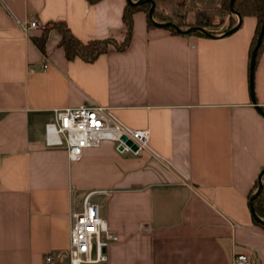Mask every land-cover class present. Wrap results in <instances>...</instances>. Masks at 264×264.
Masks as SVG:
<instances>
[{
	"label": "crops",
	"instance_id": "obj_1",
	"mask_svg": "<svg viewBox=\"0 0 264 264\" xmlns=\"http://www.w3.org/2000/svg\"><path fill=\"white\" fill-rule=\"evenodd\" d=\"M125 4L0 0V264H44L46 254L69 264L70 213L90 191L118 236L100 264H233L238 253L264 264V228L248 199L264 166V49L253 92L249 78L256 18L202 35L148 26L136 11L124 49L66 57L53 21L82 40L121 39ZM31 17L48 28L45 51L32 40L42 29L16 23ZM80 104L147 128L159 157L119 152L112 140L78 160L47 146L54 108Z\"/></svg>",
	"mask_w": 264,
	"mask_h": 264
},
{
	"label": "built area",
	"instance_id": "obj_2",
	"mask_svg": "<svg viewBox=\"0 0 264 264\" xmlns=\"http://www.w3.org/2000/svg\"><path fill=\"white\" fill-rule=\"evenodd\" d=\"M18 26L27 32L32 28L44 29L46 25L36 18L16 19ZM47 63L43 64L46 67ZM122 136L125 138L123 139ZM103 140H112L119 152L137 154L146 149L155 157L159 154L149 145V130L134 128L122 122L111 110L102 104L73 105L54 108L53 118L45 122L44 142L47 146L63 145L70 160H78L83 148L98 146ZM130 140L131 143H127ZM135 144L136 149L131 145ZM105 191V190H103ZM93 191L85 194L82 209L71 211L69 264H100L107 260V248L118 236L109 228L99 213V206L91 200ZM53 254L44 256V264H50ZM244 253L233 257V264H250Z\"/></svg>",
	"mask_w": 264,
	"mask_h": 264
},
{
	"label": "trees",
	"instance_id": "obj_3",
	"mask_svg": "<svg viewBox=\"0 0 264 264\" xmlns=\"http://www.w3.org/2000/svg\"><path fill=\"white\" fill-rule=\"evenodd\" d=\"M90 3H94L98 0H87ZM137 1V0H133ZM151 6L150 0H142L137 3H129L126 0V4L123 9L122 13V22L124 27V36L121 39H117L112 35L106 37H95L90 38L87 40H82L78 36H76L70 27L63 21H53L52 25L56 27L60 32V39L58 44L63 48L65 55L68 59H72L75 57H80L86 61L94 60L99 54L108 52L110 50H122L124 49L131 37V30H132V15L136 11H143L146 14V20L148 26H157L154 21L152 20L151 16L149 15V8ZM204 7L201 9L199 8L196 11V18L195 21L191 24L186 26H201L206 31L210 33H215L213 27L219 24L216 22L214 17L218 16L220 21H222L225 17L229 19V23L223 31L225 32L232 26H234L237 21V13L240 14L241 18L246 15H252L256 18V25L251 37L248 58H249V65L250 60L252 57L253 48L256 45L257 38L261 29V25L263 22L264 16V0H233L232 7L230 6V0H220L219 2L211 5H203ZM152 16L154 20L158 22H164L167 20H171L169 15H163L159 13L155 7L152 12ZM178 26H181L180 22H176ZM168 28L173 33H182L178 31L171 25L163 26ZM212 27V28H210ZM48 28H44L42 33L39 36H32V40L35 44L40 48L41 51H45L44 43L47 36ZM189 33H198V34H206L204 31L198 29H192ZM264 49V31L262 34V40L260 45L258 46L255 56H254V67L258 62L260 52ZM253 75L252 79L250 80V89L253 92ZM260 111L264 115V105L260 107ZM264 169V166L260 170V174L258 179L256 180L252 190L249 194V205L258 215L260 220L254 218L263 228H264V173H261ZM259 180L262 183L261 189L257 194H254L255 190L258 187Z\"/></svg>",
	"mask_w": 264,
	"mask_h": 264
},
{
	"label": "rangeland",
	"instance_id": "obj_4",
	"mask_svg": "<svg viewBox=\"0 0 264 264\" xmlns=\"http://www.w3.org/2000/svg\"><path fill=\"white\" fill-rule=\"evenodd\" d=\"M165 1L169 6H154L155 9L162 13L163 15H169L173 22H180L183 28H186L188 24H191L195 21L196 11L199 8H203V5H211L219 2L220 0H212L213 3L209 2L211 0H161ZM216 22H219L216 27H213L218 33L223 31L229 23V19L225 17L222 21L218 16L214 17ZM212 28V27H210ZM212 28V29H213Z\"/></svg>",
	"mask_w": 264,
	"mask_h": 264
},
{
	"label": "water",
	"instance_id": "obj_5",
	"mask_svg": "<svg viewBox=\"0 0 264 264\" xmlns=\"http://www.w3.org/2000/svg\"><path fill=\"white\" fill-rule=\"evenodd\" d=\"M140 1H142V0H137V1L127 0V2H129V3H137V2H140ZM150 1H151V6L149 8V12L148 13H149V15L151 16L152 20L154 21V23L156 25H158V26L171 25V26H173L174 28H176L180 32H189V31H191L192 29L195 28V29L204 31L206 33V35H211L212 34V33L208 32V31H206L201 26H189L187 28H181L180 26H178L175 22H173L171 20H167V21H164V22H158V21L154 20V18L152 16V12H153L155 3H154V0H150ZM232 2H233V0H230V6L231 7H232ZM237 16H238V22L234 26H232L231 28H229L228 30H226L224 33H230L232 31H234L239 26L240 21H241V16L238 13H237ZM263 31H264V16H263V22H262V25H261V29H260V32H259V35H258V38H257V42H256L255 47L253 48L252 57H251V60H250V65H249V78H250V80L252 79V75H253V71H254V56H255V53H256V50H257L258 46L261 43ZM122 138L124 139L125 137L122 136ZM127 143L130 144L131 141L130 140H127ZM131 147H132V149H136L137 148L135 144H132ZM261 173H264V169L262 170ZM261 186H262V183L259 180L258 187L255 190L254 194H257L260 191ZM250 211H251L252 215L254 216V218H256L257 220H260V218L255 213V211H254V209L252 207H250Z\"/></svg>",
	"mask_w": 264,
	"mask_h": 264
}]
</instances>
